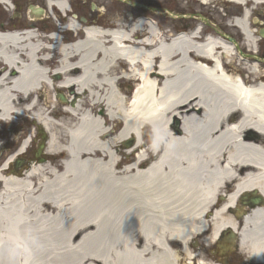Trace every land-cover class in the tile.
Returning <instances> with one entry per match:
<instances>
[{
    "label": "bare ground",
    "instance_id": "6f19581e",
    "mask_svg": "<svg viewBox=\"0 0 264 264\" xmlns=\"http://www.w3.org/2000/svg\"><path fill=\"white\" fill-rule=\"evenodd\" d=\"M44 1L27 24L68 9ZM253 14L227 21L243 46L203 35L202 23L158 32L141 16L107 29L66 18L84 34L70 42L0 31V126L27 122L16 156L29 160L23 172L12 149L0 155V264H231L221 256L235 232L250 257L239 264H264V60ZM147 124L145 147L137 135ZM33 128L46 133V155H33Z\"/></svg>",
    "mask_w": 264,
    "mask_h": 264
},
{
    "label": "rangeland",
    "instance_id": "374dc122",
    "mask_svg": "<svg viewBox=\"0 0 264 264\" xmlns=\"http://www.w3.org/2000/svg\"><path fill=\"white\" fill-rule=\"evenodd\" d=\"M18 3L17 11L7 12L5 10V6L3 7L0 4V23H6V21H11L17 25V21L19 22L20 26L26 25L25 21V13L27 11L28 5H36L46 8V2L44 0H15ZM54 1V0H53ZM56 1V0H55ZM219 4L218 7L211 6L210 4L204 5L201 4L198 0H69L70 5L72 6L71 14H67L68 18L77 17V20L85 25L88 24H98L101 27L107 29L109 27V22L112 19L122 20L128 18H135L136 16L147 17L153 19L156 22V25L160 28L161 32L166 34H176L180 29H187L186 32L192 30L196 24L202 23L203 26V34H216L218 32L228 34L237 39L240 46H243L244 39L243 36L239 34H235L237 32L236 28H231L228 22L232 19V17H242L244 12L247 9L254 8V14L252 15L251 19H255L256 17L261 20L259 24H255V28H264V5H254L251 4L250 6H237L235 7L232 4L227 3L224 0H218ZM212 2V1H211ZM94 5V7H93ZM217 5V4H216ZM49 11V14H48ZM17 13L20 14L21 18L16 16ZM54 15L57 13L56 9H47V18L45 21L38 22L34 29L35 31L42 36H46L49 32H52L56 29L57 24L59 23L58 20L51 18L48 15ZM178 12V13H177ZM15 14V15H14ZM58 14V13H57ZM57 14H55L57 16ZM11 15L14 17L11 19ZM59 15V14H58ZM177 15V16H176ZM175 16L178 20L175 19ZM203 17L202 19L200 17ZM197 17V18H195ZM10 18V19H8ZM75 19V18H74ZM205 19V20H204ZM258 19V20H259ZM83 20V21H82ZM203 21V22H201ZM228 21V22H227ZM65 23V20L64 22ZM60 26V23L58 24ZM64 35V34H63ZM83 37L84 34L82 31L75 34V32L68 31L63 37L67 39V41H72L74 38ZM48 37V36H46ZM256 37L258 39V45L256 50L258 51V55L261 56V59L264 60V37L260 35V32H257ZM46 41V40H45ZM48 43V41H47ZM245 53H248L246 49L243 48ZM264 64V63H263ZM57 80L58 78L55 77ZM68 94V91H65ZM54 97H58V93H54ZM54 101L53 105L60 103L58 109L61 110V106L63 108L64 101L59 99L55 101V98H52ZM60 113V112H57ZM176 125V123H175ZM3 132H0V139L4 141V144H1L0 154L7 151L10 147L14 145H18L19 141L22 139H18V141H9L8 139H17L18 134L26 132L25 129L27 127V122L24 120H20L16 122L14 125L5 124L4 126H0ZM19 130V131H18ZM14 134H10L12 132ZM15 131V132H14ZM34 128L32 129L31 133L37 135V140L34 142V149H39V145L42 141L46 139V133L40 134L36 132ZM147 131L148 135L146 136L145 140L147 143L150 142L152 139V132L150 130ZM36 132V133H35ZM29 135V134H28ZM44 135V138H43ZM2 137V138H1ZM7 140V142H5ZM62 159V158H61ZM27 163L24 162L21 165V169L23 170L26 167ZM244 215V214H243ZM237 238L231 242H229V246L232 249L234 247V243L239 244ZM199 245L195 243V247H201L202 241L198 240ZM217 242V241H216ZM221 241L215 243L212 247H210V251H216L220 245ZM235 253H227L228 256L222 255V258H228L231 264H239L244 260H248L250 257L247 253L243 252L242 249L239 251V246ZM234 252V251H233ZM230 254V255H229Z\"/></svg>",
    "mask_w": 264,
    "mask_h": 264
},
{
    "label": "flooded vegetation",
    "instance_id": "af4514ba",
    "mask_svg": "<svg viewBox=\"0 0 264 264\" xmlns=\"http://www.w3.org/2000/svg\"><path fill=\"white\" fill-rule=\"evenodd\" d=\"M13 3H15L16 4V8L13 10V11H17L16 9H18V3L14 0L13 1ZM30 5H28V7H29ZM7 12H12V11H7ZM178 13V12H177ZM16 16H18L19 15V17H17V18H21V16H20V14L19 13H17L16 12ZM26 14V13H25ZM15 15V14H14ZM26 16V15H25ZM177 16V15H176ZM175 16V17H176ZM11 19H13L14 17L11 15V17H10ZM10 18H8V19H10ZM25 21H26V19H25ZM19 22H21V21H17V24H18V27H17V25L16 24H14L13 25V23L11 22V21H6V23H0V30L1 31H3V32H11V31H15V30H17V29H19L20 28V25H19ZM1 136H2V134H0ZM2 138V137H1ZM9 141L11 140L12 141V139H8ZM5 142H7V140L5 141ZM0 143L1 144H4V141H2V139H0ZM17 146L18 145H14V146H12V147H10L9 149H12V151L14 152L15 150H16V148H17ZM1 155V154H0Z\"/></svg>",
    "mask_w": 264,
    "mask_h": 264
},
{
    "label": "water",
    "instance_id": "95a60500",
    "mask_svg": "<svg viewBox=\"0 0 264 264\" xmlns=\"http://www.w3.org/2000/svg\"><path fill=\"white\" fill-rule=\"evenodd\" d=\"M262 35H264V31H262ZM61 98L63 99V97L61 96ZM43 146L41 145V148H42Z\"/></svg>",
    "mask_w": 264,
    "mask_h": 264
}]
</instances>
